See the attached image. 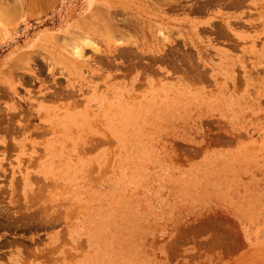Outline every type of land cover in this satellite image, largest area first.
<instances>
[{"label":"rangeland","instance_id":"rangeland-1","mask_svg":"<svg viewBox=\"0 0 264 264\" xmlns=\"http://www.w3.org/2000/svg\"><path fill=\"white\" fill-rule=\"evenodd\" d=\"M0 264H264V0H0Z\"/></svg>","mask_w":264,"mask_h":264},{"label":"bare ground","instance_id":"bare-ground-1","mask_svg":"<svg viewBox=\"0 0 264 264\" xmlns=\"http://www.w3.org/2000/svg\"><path fill=\"white\" fill-rule=\"evenodd\" d=\"M144 4V3H143ZM125 12H127V11H125ZM112 15V14H111ZM94 17H96V15H90V16H88L85 20H87V23H90V24H92V23H96L95 21L96 20H94ZM99 17V16H98ZM121 18V17H120ZM119 18V19H120ZM133 23V22H132ZM144 26V25H143ZM91 32V31H90ZM62 42V41H61ZM81 46H82V44H81ZM80 48H82V47H80ZM84 49V48H83ZM80 51H81V49H80ZM85 56V55H84ZM119 57V56H118ZM104 63L106 64V62L104 61ZM14 64V63H13ZM107 65V64H106ZM112 68V67H111ZM57 90V89H56ZM58 91V90H57ZM56 91V92H57ZM52 97V96H51ZM62 98V97H61Z\"/></svg>","mask_w":264,"mask_h":264}]
</instances>
